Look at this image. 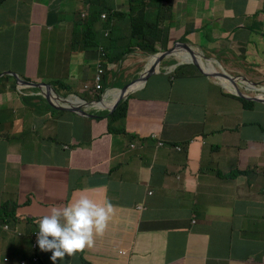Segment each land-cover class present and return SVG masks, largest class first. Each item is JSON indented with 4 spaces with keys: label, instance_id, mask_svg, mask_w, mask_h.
<instances>
[{
    "label": "crops",
    "instance_id": "1",
    "mask_svg": "<svg viewBox=\"0 0 264 264\" xmlns=\"http://www.w3.org/2000/svg\"><path fill=\"white\" fill-rule=\"evenodd\" d=\"M85 1L7 0L0 8V73L12 71L28 59L19 72L27 79L57 81L67 78L62 76L65 71H72L71 77L81 85L93 86L101 52H76L73 48L74 23L79 15L90 11ZM128 2L96 0L95 5L100 11L125 8L128 14ZM171 10L172 21L164 25L170 29L168 48L177 42L185 43L186 39L195 40V33L207 19L208 33L198 48L203 54H217L223 64L264 63V2L176 0ZM139 14L148 23L159 22L158 5H143ZM140 32L150 31L141 26ZM96 34L106 45L100 28ZM116 37L120 47L124 46L122 41L129 40L127 34L120 32ZM162 47L158 49L163 51ZM172 60L176 59L166 62ZM148 63L149 58L133 53L111 66L107 76L109 93L99 107L89 97L93 111L109 114L121 90L139 79ZM197 80L189 85L179 83L175 99L186 100L182 97L185 90L207 92L208 83ZM157 83L150 79L142 92L127 95V134L122 136L114 134V130H124L122 122H110L108 126L107 120L72 115L55 121L47 114L29 112L12 84L0 81V264H20L21 258L33 249L27 236L35 227L17 214L39 218L53 206H62L80 196L102 205L111 204L108 199L116 206L103 233L94 237L93 247L83 249L89 264H205L210 252L215 259L228 254L218 252L221 248L237 259L231 264H261L264 193L259 188H264V177L253 172L249 173V180L240 175L232 180L228 175L242 165L252 170L264 166V147L256 144L248 151L243 148L210 156L194 146L190 164L195 169L210 164V173L195 177L182 170L183 158L172 151L153 149L151 143L140 150H129L134 135L155 134L167 141L202 129L204 109L199 105L166 106L162 94L145 98L147 88H157ZM173 88L159 89L167 92ZM168 109L171 117L163 129L161 117ZM58 144L63 145L59 150ZM151 163L156 192L147 198L145 209L138 210L151 179ZM173 174L181 178L167 186L166 176ZM68 185L72 189L67 193ZM57 190L59 193H55ZM37 193L42 194V202L31 201L32 194ZM214 208L223 210L215 212ZM19 232L26 237H20ZM120 250L128 254L121 255ZM49 253H41L44 261L49 262ZM63 259H58L57 264ZM69 264L82 262L73 257Z\"/></svg>",
    "mask_w": 264,
    "mask_h": 264
},
{
    "label": "clouds",
    "instance_id": "2",
    "mask_svg": "<svg viewBox=\"0 0 264 264\" xmlns=\"http://www.w3.org/2000/svg\"><path fill=\"white\" fill-rule=\"evenodd\" d=\"M7 0H0V8L4 6ZM124 0H122L123 2ZM127 7L130 13H125V8L120 10L105 9L100 11L97 8L96 0H86L85 4L90 8L89 13H83L78 16L74 23V41L73 48L76 51H100V63L97 65V73L94 77L93 86L81 85V83L72 78L73 73L63 74L67 76L61 80L55 81L53 78L47 82H36L27 79L19 74V72L27 65L28 59L20 62L12 71L0 73V81L5 80L12 84L16 89V93L22 98L24 105L29 112H38L47 114L55 121L65 115L79 116L89 120L121 121L124 125L122 132L127 133L125 122L129 109V102L125 101L127 95L131 92H142L150 79L156 80L162 78L161 87L171 86L174 88L161 94L167 100L166 106L190 105L204 106V114L202 117V129L187 137L180 139H168L163 141L159 135L150 134L147 137H139L134 135L133 141L128 145L129 150L135 151L145 147L146 143L153 144L155 149L172 151L181 156L184 160L182 170L189 173L192 177L210 173V164L203 168L202 165L197 169L190 164V152L192 147L199 146L202 151L208 155L214 156L221 153L237 152L243 150L248 151L252 145H260L264 147V87L256 83L264 76V63L261 65H253L241 63H224L217 54H203L198 48L202 45L208 33L209 21L204 19L201 29L195 33L196 39H186L185 43H174L173 47L168 48V36L170 29L165 28L166 21H172V5L176 0H128ZM251 1V0H250ZM264 2V0H254ZM155 4L159 7V22L148 23L145 17L140 16L139 10H142L143 5ZM90 21L93 25L88 27L86 21ZM82 24L80 27L79 25ZM108 25V29L104 26ZM141 26H145L150 32L145 33L148 40H153L152 47L155 50V55H149L146 50L140 47V39L144 38V32H140ZM164 26V31H163ZM100 28L103 32V37L106 40V45L101 44L100 38L96 31ZM129 30H126L128 29ZM79 30H87L86 33H80ZM131 31V32H130ZM127 34L128 46L120 47V40L116 37L118 33ZM129 33V34H128ZM114 36L117 42L113 41L112 46L116 47L115 54H122L123 58L133 53H140L146 58H149V63L146 66L142 76L136 81L125 86L121 91V96L114 105L113 110L104 115L101 112L93 111L94 105L89 101V97L97 102L96 107H99L100 101L103 100L109 93L110 86L107 82L109 74L108 69L115 67L109 63L107 58V48L110 43L111 36ZM137 37V40H135ZM138 45L137 50L121 53L130 47L131 42ZM94 42V43H93ZM98 45V49H86L85 47ZM163 46V51L158 49ZM114 52L111 50L108 54ZM171 62H166L170 58ZM160 61L158 64L157 62ZM201 63L212 67L211 72L208 68H203ZM214 64H217L225 71H220ZM155 67V73L150 76L145 83L142 80L148 77V74ZM250 73L254 82H250ZM198 79L197 83H208L207 92L200 93L192 99H175V85L182 83L189 85L191 81ZM226 81L230 88L223 82ZM60 85L61 87H55ZM151 90V87L147 88ZM219 91L220 95H215ZM173 92V93H172ZM246 93V95L244 94ZM140 98L135 100H140ZM159 99V98H158ZM161 100V99H159ZM130 101V100H129ZM151 101V100H150ZM163 102V101H162ZM253 104V105H251ZM125 106L124 113L120 118H114V114L118 108ZM189 107V106H188ZM97 109V108H96ZM98 110V109H97ZM110 120H108V118ZM171 117V111L166 110L162 114L160 126L166 128L168 120ZM157 133V132H150ZM63 145L58 144V150ZM244 152V151H242ZM264 161V151H261ZM154 164H150L151 179L147 185L145 198L137 206L138 210H144L147 204V198L154 194L152 178L154 175ZM257 172L258 175L264 177V166H260L257 170H252L244 167L236 169L233 174L228 177L232 180L235 175H240L249 180V173ZM181 178L178 175V180ZM254 178V177H253ZM253 178L251 181H253ZM72 189L68 185L67 193ZM110 190H106L107 192ZM259 191L264 193V188L260 187ZM156 192V191H155ZM33 202H42L35 199V194L30 197ZM111 204H98L86 196L69 200L62 206H53L48 214L39 218H31L27 215H18L17 217L23 220H30L35 230L27 236L31 242V253L21 258L20 264H57L58 259L62 260L66 256L68 259H63L61 264H69L73 257H77L82 264L88 263L84 258V248H91L94 245V236L103 233L106 223L113 214L116 206L115 202L106 200ZM194 224V222L192 223ZM140 224L138 226V229ZM8 229V226L5 227ZM139 230H137V233ZM20 237H26L19 232ZM49 253V262L44 261L41 253L47 255ZM220 253L228 254L224 258L215 259L213 253L208 254L205 264H231L238 262L235 256L226 249H218ZM121 255H127L125 250H120ZM48 258V259H49ZM51 263V262H50ZM264 264V257L261 260Z\"/></svg>",
    "mask_w": 264,
    "mask_h": 264
},
{
    "label": "trees",
    "instance_id": "3",
    "mask_svg": "<svg viewBox=\"0 0 264 264\" xmlns=\"http://www.w3.org/2000/svg\"><path fill=\"white\" fill-rule=\"evenodd\" d=\"M85 23H86V25H87L88 27H91V25H93L89 20L86 21ZM79 26L81 27L82 24H80ZM104 28H105V29H108V25H105ZM142 36H143L144 38H141V39H140V43H139L140 47L142 46L141 48H143V49L146 50L148 53H150L149 55H151V56H152V55H155L156 52H155V50H154L153 47H152L153 40H148V39H147V35H146L145 33H144ZM135 40H137V37H136ZM113 41L117 42L116 38L112 35V36H111V39H110V43L108 44V48H107L106 52H107V55H108L107 58L109 59V63L112 64V65L114 66V65L117 64L118 61H120V60L122 59V54H120V53L115 54V51L117 50V48L111 45V43H112ZM130 47L133 48V49L131 50V49L129 48V49H126L125 51H119V52H121V53H127V52H129V51L137 50L138 45H136V44L134 43V41H133V42H131ZM85 48H86V49H98L99 46H98V45H93V46L90 45V46L85 47ZM111 50H113L114 52H112L111 54H108ZM55 87L57 88V87H61V86H60V85H55ZM187 103H188V101H187ZM188 104H189V103H188ZM251 105H253V104H251ZM124 108H125V106H122V107L118 108V110L116 111V113L114 114L113 117H114V118H120V117L123 115L124 111H125ZM114 134H115V135L126 136L127 133H124V132H120V131H116V130H114ZM86 264H89V263H86Z\"/></svg>",
    "mask_w": 264,
    "mask_h": 264
},
{
    "label": "rangeland",
    "instance_id": "4",
    "mask_svg": "<svg viewBox=\"0 0 264 264\" xmlns=\"http://www.w3.org/2000/svg\"><path fill=\"white\" fill-rule=\"evenodd\" d=\"M126 30H129V28L126 29ZM122 44H124V46H128V42H126V41H122ZM74 51H76V50H74ZM78 60L80 62V59H78ZM214 66L217 69H219L220 71H225L224 69H221V67L219 65H217V64H214ZM70 73H72V71H65L63 74H70ZM252 78L253 77L251 76V73H250V79H249L250 82H254L252 80ZM156 80L158 81L157 88H155L154 86H152V90L151 91L150 90L148 91V94L145 96V98L148 99V98H151L155 94H161L162 90L159 89V88L162 86L163 80H162V78H157ZM256 83L264 84V76H262L259 80H257ZM262 87H264V85H262ZM174 91H176V92L178 91V86L177 85L175 86ZM198 94H199V91L198 90H197V92L195 90H192V91L185 90L183 92L182 97L185 98V99H192V98L196 97ZM244 94L246 95V93H244ZM215 95H220V92L219 91H216L215 92ZM203 107L204 106H200V108H203ZM117 123H121V121H119ZM153 149H155V148H153ZM43 158H44V155H42V159ZM177 178H178V174L167 175L166 176L167 186L170 183H173V185H174L176 183ZM67 189H68V187H67ZM55 193H59V191L57 190ZM40 195H42V194H39V193L35 194V199L38 200V201H41V199H40L41 196ZM222 210H223L222 208H214V211L215 212H220Z\"/></svg>",
    "mask_w": 264,
    "mask_h": 264
},
{
    "label": "bare ground",
    "instance_id": "5",
    "mask_svg": "<svg viewBox=\"0 0 264 264\" xmlns=\"http://www.w3.org/2000/svg\"><path fill=\"white\" fill-rule=\"evenodd\" d=\"M201 66H202L203 68H208L211 72H213L211 66H209V65H205V64H203V63H201ZM223 83H224L228 88H230V86L228 85V83H227L226 81H224Z\"/></svg>",
    "mask_w": 264,
    "mask_h": 264
},
{
    "label": "water",
    "instance_id": "6",
    "mask_svg": "<svg viewBox=\"0 0 264 264\" xmlns=\"http://www.w3.org/2000/svg\"><path fill=\"white\" fill-rule=\"evenodd\" d=\"M159 62H160V61H158L157 64H158ZM154 70H155V67H154V68L151 70V72L148 74V77H146V78H144V79L142 80L143 83H145V82L147 81V79L155 73Z\"/></svg>",
    "mask_w": 264,
    "mask_h": 264
}]
</instances>
